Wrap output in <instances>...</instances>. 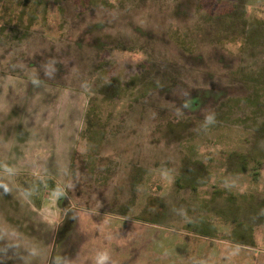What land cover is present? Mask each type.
Listing matches in <instances>:
<instances>
[{
    "label": "rangeland",
    "instance_id": "374dc122",
    "mask_svg": "<svg viewBox=\"0 0 264 264\" xmlns=\"http://www.w3.org/2000/svg\"><path fill=\"white\" fill-rule=\"evenodd\" d=\"M59 6L48 24L0 20V168L40 169L44 264L60 195L92 220L88 264H122L132 241L136 264H167L166 249L180 264L182 247L203 249L198 264H264V0Z\"/></svg>",
    "mask_w": 264,
    "mask_h": 264
},
{
    "label": "crops",
    "instance_id": "0c3cea01",
    "mask_svg": "<svg viewBox=\"0 0 264 264\" xmlns=\"http://www.w3.org/2000/svg\"><path fill=\"white\" fill-rule=\"evenodd\" d=\"M27 125L29 124L25 122L24 128L21 127L20 130L23 138L22 143L24 144L26 143L25 135H30L25 128ZM2 169L8 170L13 175L20 174V178H23L22 182L25 190H23V199H9L5 189L13 186V180L0 177V188L5 192V195H0V264H32L34 261L36 264H44L43 257L42 255L39 257V253L42 254L45 244L46 220L37 213L44 205V182H40L30 176V174L40 172V169L38 166L21 168L6 166L0 168V174L4 172ZM51 183L53 191H55V182L52 181ZM66 198L68 197L59 196L58 207L60 210L62 209L61 212L63 211V213L59 214V221L56 218L57 223L52 224V229H49L51 230V237L54 239L53 245L55 243V246L47 264H52V259H54V264H88L90 259H93L95 250L93 233L90 232V226L86 225L92 220L89 215L68 214L66 208L69 206L67 204L70 203L71 199ZM64 200H68L66 205L65 203L63 204ZM116 233L117 231H113L109 235L115 246L120 237ZM102 240L103 237L99 236L97 240L98 246L101 245ZM131 243L134 244L133 241ZM131 243L128 251L122 254L126 256L118 259L122 261V264H136L138 253ZM202 250L199 249V251L193 253L189 251L188 247H182L181 251L176 253L178 255L181 254L180 264H198L202 260L201 257L198 256L189 260V254L199 255L204 253ZM167 254L170 255L167 249L164 252H160L161 257H164L161 260L166 262L168 260L170 261L168 263L175 264L174 257L167 258ZM154 256L153 258H148V264H156V254Z\"/></svg>",
    "mask_w": 264,
    "mask_h": 264
},
{
    "label": "trees",
    "instance_id": "16d2710c",
    "mask_svg": "<svg viewBox=\"0 0 264 264\" xmlns=\"http://www.w3.org/2000/svg\"><path fill=\"white\" fill-rule=\"evenodd\" d=\"M11 2L16 3V11H8ZM59 2L60 0H0V20L4 15L5 19L1 21L3 23L18 25L25 21V23L27 22L26 28L32 26L37 20L48 24L55 21L52 13H55L56 16H60V12L62 13ZM36 24L38 23L36 22ZM2 25L0 23V27ZM179 187L183 188V186Z\"/></svg>",
    "mask_w": 264,
    "mask_h": 264
}]
</instances>
